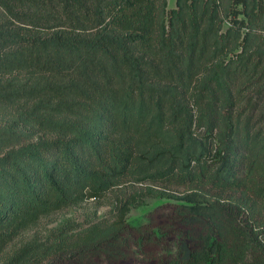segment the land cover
Here are the masks:
<instances>
[{"label":"trees","instance_id":"trees-1","mask_svg":"<svg viewBox=\"0 0 264 264\" xmlns=\"http://www.w3.org/2000/svg\"><path fill=\"white\" fill-rule=\"evenodd\" d=\"M168 1L0 0V252L52 213L164 186L7 264H264V0H228L225 17L220 0ZM186 183L188 205L128 224ZM196 183L252 200L203 205ZM229 210L260 216L239 233ZM177 240L188 259L169 253Z\"/></svg>","mask_w":264,"mask_h":264},{"label":"rangeland","instance_id":"rangeland-1","mask_svg":"<svg viewBox=\"0 0 264 264\" xmlns=\"http://www.w3.org/2000/svg\"><path fill=\"white\" fill-rule=\"evenodd\" d=\"M221 5V15L225 17L224 8H226L229 4L228 0H220ZM176 8V0L168 1L167 10ZM224 28L227 29L229 25L230 18H225ZM264 103V102H262ZM12 111H4L0 113V116L7 119L11 116L9 113ZM4 123V122H3ZM42 135L41 133L36 134L35 139ZM153 187L157 190H163L164 186L160 184L154 183H146V184H135V183H127L124 186L117 187L110 192H108L103 198L89 199L79 205L71 206L67 209L52 213L51 215L42 218L38 224L35 226L23 231L20 235L15 238L13 242L3 247V250L0 252V264H7L11 257L14 255L16 251H18L21 247L26 244L32 242H45L49 239L51 234L56 232L63 226L72 225L74 230H82L85 229L95 223H98L104 219L110 218L113 214V208L115 204L123 199L134 191H139L141 189H145L146 187ZM196 188L200 189L201 192L205 195V199L203 200V205L211 204L212 202H216L215 197H220L222 203L227 205L229 204L228 200L237 201L243 197L248 200L251 199V195L242 194V193H220L218 190L211 189L209 185H199L194 184ZM189 187L186 184L181 185H171L168 187V193L173 197H148L145 199L144 204L141 207L132 209L131 212L127 216V222L131 226H142L146 225L153 220H161L164 215L170 213L173 209V205L187 204L183 200L177 199L178 197H182L186 195V191L188 192ZM190 205V204H189ZM261 215L264 216V204H262ZM223 215L221 217L226 221L227 225H234L237 228H240L239 233L243 230L248 232L249 228H251L252 223L257 220V216H254L252 212L248 210H243L241 212L236 211L230 214L229 211H223ZM153 215V216H152ZM231 221V222H230ZM172 255H175L182 259H188L190 257V251L185 242L176 241L169 252ZM119 264H143L142 259L140 258H132L126 260L125 262Z\"/></svg>","mask_w":264,"mask_h":264}]
</instances>
